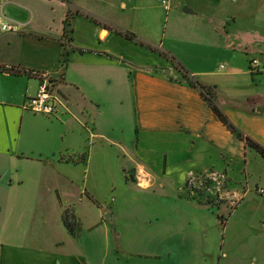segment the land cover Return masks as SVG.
Masks as SVG:
<instances>
[{
	"label": "crops",
	"instance_id": "0c3cea01",
	"mask_svg": "<svg viewBox=\"0 0 264 264\" xmlns=\"http://www.w3.org/2000/svg\"><path fill=\"white\" fill-rule=\"evenodd\" d=\"M1 6L22 26L0 31V264H192L194 255L209 254L202 231L170 227L165 214H151L146 222L156 227L125 241L116 206L107 211L94 201L72 167L91 163L95 142L117 145L137 161L135 183L149 186L150 173L137 159L161 141L171 161L194 153L183 158L191 165L188 178L195 170L229 177L240 163L246 170L252 148L157 49L215 84L233 123L264 145V70L249 68L254 56L264 61V0H0ZM36 72L58 85L67 108L49 116L24 107L37 92ZM48 172L56 179L43 176ZM69 208L80 222L75 233L63 221Z\"/></svg>",
	"mask_w": 264,
	"mask_h": 264
},
{
	"label": "rangeland",
	"instance_id": "374dc122",
	"mask_svg": "<svg viewBox=\"0 0 264 264\" xmlns=\"http://www.w3.org/2000/svg\"><path fill=\"white\" fill-rule=\"evenodd\" d=\"M183 5L191 7L193 4L185 2ZM172 25L173 14L169 19L168 35ZM178 26L185 27L184 24ZM53 88L64 96L55 83ZM213 100L218 103V99ZM122 136L130 138L126 134ZM89 141L92 139L86 140L83 152L89 148ZM166 147L157 141L140 150L144 155L137 160L150 173L143 170L153 181L149 186L135 183L136 169L133 166L137 161H129L117 145H101L99 142L93 147L91 163L73 166L72 175L81 185L85 183L83 187L95 195L96 202L105 210L116 206V223L123 229L125 241L128 234L129 237L136 232L144 234L156 227V224L146 222L151 214H165L169 217L170 227L200 230L208 241L211 252L194 255L196 258L192 259V264H264V158L252 148L246 170L240 163L229 177L195 170L188 178L186 171L191 165L184 163L183 158L194 153L185 152L171 161L166 156ZM96 148H101L99 154ZM50 175L53 173L43 176ZM86 207L94 213L88 204ZM71 220L75 221L76 228L79 227L75 215Z\"/></svg>",
	"mask_w": 264,
	"mask_h": 264
},
{
	"label": "trees",
	"instance_id": "16d2710c",
	"mask_svg": "<svg viewBox=\"0 0 264 264\" xmlns=\"http://www.w3.org/2000/svg\"><path fill=\"white\" fill-rule=\"evenodd\" d=\"M67 25L70 26V21H66ZM117 31L126 37L130 39H134L138 43H141L143 45H148L150 47V44H147L144 40H142L137 34L134 32H131L129 30H123V29H117ZM156 49V47H155ZM162 54L167 56L171 61L179 68V70L182 72L183 78L188 81L192 86L196 87L201 96L207 101V103L211 106L213 111L217 114V116L220 118V120L227 126V128L235 133L239 138L243 139L245 143L255 149L263 158H264V145L261 144L259 141L254 139L253 137L245 134L240 128H238L233 121L229 118V116L225 113V111L222 109V107L213 99H217L218 97V89L215 84H209L206 82H203L196 78L194 75L191 74L190 70L183 64L171 51L165 50V49H157ZM94 201L96 199L94 198ZM71 213V212H70ZM68 212V209H66L63 213V221L69 231L72 233L76 232V226L75 221L71 220V217L74 216L73 213L70 214Z\"/></svg>",
	"mask_w": 264,
	"mask_h": 264
},
{
	"label": "built area",
	"instance_id": "2783aa9c",
	"mask_svg": "<svg viewBox=\"0 0 264 264\" xmlns=\"http://www.w3.org/2000/svg\"><path fill=\"white\" fill-rule=\"evenodd\" d=\"M166 2V0H163ZM22 22L8 18L0 7V31H18ZM223 66V65H221ZM250 71L264 70V61L259 56H254L250 60ZM41 77L35 95L28 98L24 107L36 113L45 115H56L62 108H67V102L63 95L56 92L53 83L45 72H36Z\"/></svg>",
	"mask_w": 264,
	"mask_h": 264
},
{
	"label": "water",
	"instance_id": "95a60500",
	"mask_svg": "<svg viewBox=\"0 0 264 264\" xmlns=\"http://www.w3.org/2000/svg\"><path fill=\"white\" fill-rule=\"evenodd\" d=\"M183 10L184 11H193V10H191V8H188L187 6H184ZM166 72H170V69L166 68Z\"/></svg>",
	"mask_w": 264,
	"mask_h": 264
}]
</instances>
